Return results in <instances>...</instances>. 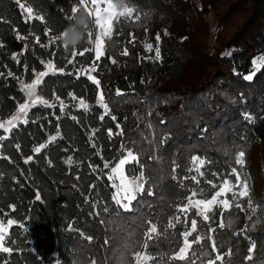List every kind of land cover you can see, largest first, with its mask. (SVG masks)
<instances>
[{
    "label": "trees",
    "instance_id": "16d2710c",
    "mask_svg": "<svg viewBox=\"0 0 264 264\" xmlns=\"http://www.w3.org/2000/svg\"><path fill=\"white\" fill-rule=\"evenodd\" d=\"M112 1L119 14L96 59L82 0H20L31 19L0 0V121L23 103L21 84L47 62L56 70L36 86L47 103L0 138V220L11 221L0 264H134L140 253L149 264H264V0ZM81 15L83 39L63 47ZM129 152L124 170L141 189L122 208L109 174ZM226 183L225 207L184 208Z\"/></svg>",
    "mask_w": 264,
    "mask_h": 264
},
{
    "label": "rangeland",
    "instance_id": "374dc122",
    "mask_svg": "<svg viewBox=\"0 0 264 264\" xmlns=\"http://www.w3.org/2000/svg\"><path fill=\"white\" fill-rule=\"evenodd\" d=\"M82 2L84 3L85 7L90 12V14L92 15L95 25H96V36L94 40L93 52H94V57L98 59L99 56L102 54L103 37L109 31L110 22L113 16L116 14H119V9H116L117 5L112 0H82ZM209 14H210L208 16L209 36L212 39L215 33L214 24L218 23V20H217V17L215 16L214 11H211ZM234 29L235 27L229 28V31L231 30L233 31ZM99 51L101 52V54L97 56V52ZM253 61L257 62L256 64L253 63V69L255 70L259 67L260 61L258 59H254ZM49 64L51 65V67H48ZM93 69L94 67L90 66V67L85 68L82 72L83 74L88 76V78L89 76L94 78V76L92 75ZM55 71L56 70L53 68L52 64L50 62H47L44 64V69L42 71L36 72L29 82L21 84L20 87L24 93V101L22 104L28 105L26 112L28 111V109H30L32 105L38 102L34 104L32 103V101L36 100V97H37L36 87L34 89L35 95L30 97L28 95V92L25 86L28 84H32L33 81H36V80H39L40 82L44 75L49 74V73H54ZM41 73H43V75H40ZM38 84L39 83H37V85ZM97 99L98 100L101 99L100 93H98ZM20 105L15 108V110L10 116L0 121V125H4V127H0V133L3 132V134H0V138L5 137L8 134V131L10 130V128L15 126L16 123H18L20 120H21L20 122L24 121L25 115L20 114V118L18 120H13L12 125L8 124L9 120H12L14 116L18 115V110H19ZM120 160H125L126 163L123 165H120ZM120 160L117 161L110 168L111 172L109 174V179L112 185L113 200L122 208H127L128 203L134 198L136 193L140 191L141 182H140L139 176L130 177L125 173V170H124L125 165L128 163L134 162L135 159H129L128 154H126ZM114 168H118V171L114 172L113 171ZM227 192H232L231 184H228V183L221 184L218 190L214 193L212 198H210L209 200H199L195 198H189L184 208L193 207L198 212H204L207 209H209L214 203H218L220 206L225 207L227 205V202L225 199V194ZM243 192L244 191H242L241 193ZM10 224H11L10 220H8L6 224H4V222L0 220V232H4L5 229H8ZM0 247H2V245H0ZM187 247H188V243L184 242L179 252L177 253V256L179 257L184 256L186 253ZM148 260L149 259L147 255H145L144 253H140L135 257L134 264H149Z\"/></svg>",
    "mask_w": 264,
    "mask_h": 264
},
{
    "label": "snow or ice",
    "instance_id": "6c2138e0",
    "mask_svg": "<svg viewBox=\"0 0 264 264\" xmlns=\"http://www.w3.org/2000/svg\"><path fill=\"white\" fill-rule=\"evenodd\" d=\"M17 3H20V0H17ZM73 3H76V0H73ZM20 7H21V10L22 11H24V12L27 13V17H26L27 19L33 18V8L32 7H26L23 3H20ZM35 18L41 19V20L44 19L43 17H40V16H37ZM51 31H52L51 29H46V34H49ZM17 38L18 39H23V37H19V36ZM36 39H37V42H39V37H37ZM51 39L53 41H56L55 37H51ZM159 39H160V36H159V34H157L156 40L159 41ZM43 46L44 45H41V47H43ZM146 48L149 49V50H151L152 49V45L151 44H147L146 45ZM100 54H101L100 51L97 52V56H99ZM125 54H127V52H125ZM74 55H75V53H74ZM156 58L157 59H160V51H159V48L158 47L156 48ZM13 59H16L15 54H13ZM17 62L19 63V61H17ZM253 63L256 64L257 62L256 61H253ZM48 67H51V65L49 64ZM93 70H95V69H93ZM9 75H11V72H9ZM40 75H43V73H41ZM89 79L93 80L94 83H97V84L99 83L98 81H96L91 76H89ZM244 79L247 80V81H251L253 79V75H247V76L244 77ZM37 83H39V80L33 81L32 84H28V85L25 86L26 89H27L28 95L30 97L33 96V95H35L34 89H35ZM117 94L120 95L121 93L118 91ZM70 95H71V93H70ZM36 102L45 103V104L47 103V101L40 100V98L38 96L36 97V100L32 101L33 104L36 103ZM100 103L107 110V105L104 104L103 97H101ZM27 107H28L27 104H21L20 107H19V110H18V115L17 116H14L12 118V120H9L8 121V124L9 125H12L13 120H18L20 118V114L26 115V109H27ZM81 107H87V105H84L83 102H82L81 103ZM61 111L63 112V107L61 108ZM100 119L103 120L104 117L101 116ZM113 119H115V117H113ZM246 119H249L250 120L251 117L247 116V114H246ZM24 122L26 123L27 121H24ZM0 127H4V125H0ZM117 127H119V125H117ZM205 131H207V130L205 129ZM109 135L110 136L112 135L111 130H109ZM41 147H43V145ZM36 151L38 152L39 149H36ZM128 156H129V159H135V157L132 155L131 152L128 153ZM238 156H239V159H240V166H243L244 165V162H245L244 161L245 153L243 151H240L238 153ZM30 159H31V157H29V160ZM192 159H193L194 162H196L198 158L196 156H193ZM27 162L28 161H25V163H27ZM66 163L71 164L72 163V158L69 157L68 160L66 161ZM125 163H126L125 160H120V165H123ZM203 164H204V160H199L198 165H197V171H199V165H203ZM113 171L114 172L118 171V168H114ZM233 174L237 175L238 174L237 170H235L233 172ZM77 179H79V177H77ZM38 194H39V197L41 198V194L40 193H38ZM7 232H8V229H5L4 232H0V245H2L3 240L6 239ZM2 250L5 251V252H10L11 251L7 247H3Z\"/></svg>",
    "mask_w": 264,
    "mask_h": 264
},
{
    "label": "clouds",
    "instance_id": "9594fccd",
    "mask_svg": "<svg viewBox=\"0 0 264 264\" xmlns=\"http://www.w3.org/2000/svg\"><path fill=\"white\" fill-rule=\"evenodd\" d=\"M86 25V20L83 15L72 18V23L69 24L60 34L59 39L65 48H75L83 39V33L80 31Z\"/></svg>",
    "mask_w": 264,
    "mask_h": 264
}]
</instances>
